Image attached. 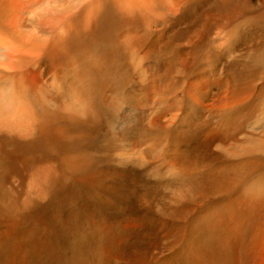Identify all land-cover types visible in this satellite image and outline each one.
Here are the masks:
<instances>
[{
  "label": "rangeland",
  "instance_id": "374dc122",
  "mask_svg": "<svg viewBox=\"0 0 264 264\" xmlns=\"http://www.w3.org/2000/svg\"><path fill=\"white\" fill-rule=\"evenodd\" d=\"M197 2V22L186 7L174 18L106 11L95 48L100 54L102 45L104 60L89 58L98 63L86 142L53 135L22 143L0 134V264H246L260 219L226 210L264 182V153H248L264 135V29L243 28L217 49L216 36L199 26L220 23V11H207L213 0ZM122 36L134 48L123 51ZM239 100L242 107L227 110ZM241 163L252 166L233 169ZM47 169L56 173L52 190L29 196L35 174ZM234 221L240 226L232 230ZM219 241L227 242L223 250Z\"/></svg>",
  "mask_w": 264,
  "mask_h": 264
},
{
  "label": "bare ground",
  "instance_id": "6f19581e",
  "mask_svg": "<svg viewBox=\"0 0 264 264\" xmlns=\"http://www.w3.org/2000/svg\"><path fill=\"white\" fill-rule=\"evenodd\" d=\"M197 3V0H0V134L4 133L5 138L22 143L39 142L53 135L56 136L54 142L59 140L69 143L86 142L89 137L88 101L94 100L90 93L92 88L90 73L96 69L94 66H97L92 64L98 63L91 64L92 59L89 62V58H91V52L94 55L98 54L95 48L104 40L103 23L106 11L110 12L111 9L121 18L136 13L146 15L145 18H147V14L160 15L163 11L166 12L167 17L174 18L177 14L176 10L181 9V12L183 10L181 7H186V10L189 9L188 16L193 22H197L199 13L195 11L196 6L199 8ZM207 7V11H220L221 22L217 21L208 27L199 26V29L216 36L217 49H222L223 45L234 40L235 35L243 28H251L255 24L256 27L264 29V0H213ZM235 10L261 12L256 17H249L239 13L232 15ZM206 13L202 14L201 21ZM247 17L248 21L254 23L248 25L245 22ZM141 22L143 23L142 19ZM89 29H92L93 36L89 35ZM223 34L227 36V39L223 37ZM120 39L125 52L126 48L134 45V43L130 44L134 42L131 36H122ZM249 43L253 45L254 41ZM100 47L102 49V45ZM196 48V53L201 51V47ZM101 49L98 55L102 58L101 60H104L105 54L103 55L101 51L104 53L105 50ZM126 54L129 55V53ZM95 85L97 84L94 83ZM232 85L234 86V83ZM20 93L27 96V102L11 106L8 101L16 99ZM244 104V100L236 101L227 110L231 111ZM254 152L264 153V135L259 136L257 145H252L248 150V153ZM65 164L67 168L71 167V163ZM250 166H252L251 163H241L233 169H240V172H243ZM187 169L177 168L178 174L187 173ZM175 172L177 171L172 173L177 175ZM54 178H56L54 170L37 171L34 176L37 190H30L29 196L36 194L39 189L42 191V188L45 193L52 190ZM228 206L231 207L226 210L230 211L229 213L232 212L231 209L243 208L251 217L255 216L254 221H257L259 217V228L254 230V234L248 239L244 248V257L246 264H264V182H253L248 190L239 195L236 201L230 202ZM251 222L253 221H249ZM239 224L240 222L233 223L232 230L237 229ZM226 243L217 242L216 244L219 245L217 249L223 250Z\"/></svg>",
  "mask_w": 264,
  "mask_h": 264
}]
</instances>
